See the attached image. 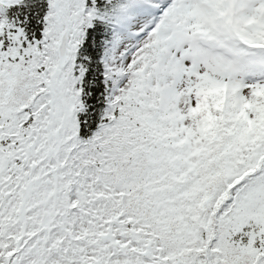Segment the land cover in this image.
I'll use <instances>...</instances> for the list:
<instances>
[{"label": "snow or ice", "instance_id": "obj_1", "mask_svg": "<svg viewBox=\"0 0 264 264\" xmlns=\"http://www.w3.org/2000/svg\"><path fill=\"white\" fill-rule=\"evenodd\" d=\"M0 264H264V0H0Z\"/></svg>", "mask_w": 264, "mask_h": 264}]
</instances>
